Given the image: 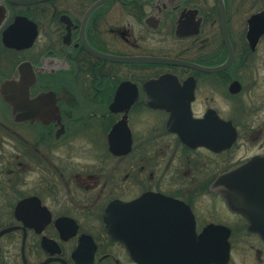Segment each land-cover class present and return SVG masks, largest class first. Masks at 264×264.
Here are the masks:
<instances>
[{
    "label": "flooded vegetation",
    "instance_id": "af4514ba",
    "mask_svg": "<svg viewBox=\"0 0 264 264\" xmlns=\"http://www.w3.org/2000/svg\"><path fill=\"white\" fill-rule=\"evenodd\" d=\"M222 5L223 25L218 0H0V89L26 76L34 100L14 117L0 93V264H264L211 188L264 157V0Z\"/></svg>",
    "mask_w": 264,
    "mask_h": 264
},
{
    "label": "water",
    "instance_id": "95a60500",
    "mask_svg": "<svg viewBox=\"0 0 264 264\" xmlns=\"http://www.w3.org/2000/svg\"><path fill=\"white\" fill-rule=\"evenodd\" d=\"M15 1V0H14ZM20 2H32L35 0H17ZM221 8V22L223 25V5L222 0H218ZM259 16H262L261 14ZM255 19V18H254ZM256 20V19H255ZM226 40V39H225ZM227 42V40H226ZM228 44V42H227ZM229 46V44H228ZM231 57V52L230 55ZM229 57V59H230ZM226 64L220 67H224ZM220 67H217L218 69ZM27 77L23 76L20 80L6 81L2 84L0 89L1 97L12 106L14 117L19 112V108L25 106V112H28V108L32 107L34 100L29 98L28 84H26ZM10 89L21 92L17 95H10L8 92V85ZM7 91V92H6ZM172 113L171 119L174 120ZM218 124L215 132L216 142L208 143L202 142L208 147L214 149H220L226 147L232 143L235 138V130L227 122H223L218 119ZM183 136V135H182ZM184 137V136H183ZM193 145V144H190ZM212 190L220 192L227 203V205L234 211H239L248 219V229L258 232L264 238V157H254L248 162L244 163L240 167L232 170L231 172L222 174L212 183ZM155 193L148 192V200ZM145 197L142 196L137 199V202L144 201ZM170 202V206L176 202L171 199H163ZM186 206V205H183ZM226 228L221 225H209L203 232V234H219L224 232L223 241L219 242L218 248H222L224 253L220 256L222 259H226L228 252V241L225 239ZM187 251L194 249L193 241H184ZM130 254L138 264H148V255L145 253H137L131 248ZM190 253H186L185 256H189ZM219 257V256H218Z\"/></svg>",
    "mask_w": 264,
    "mask_h": 264
},
{
    "label": "rangeland",
    "instance_id": "374dc122",
    "mask_svg": "<svg viewBox=\"0 0 264 264\" xmlns=\"http://www.w3.org/2000/svg\"><path fill=\"white\" fill-rule=\"evenodd\" d=\"M238 143H239V146H237V150L235 151V154L236 153L237 154L233 157V159H236L238 155L239 156H242V155L247 156V155L253 153L254 151H256V148L252 144L245 142L243 140V138L241 140H239ZM206 202H208L211 205H214L213 204L214 199L213 200L205 199V202L201 201V204L205 205ZM219 212H220V209H217L216 211H213L211 213L204 214V216L205 217L210 216L213 219L215 218V220L217 219V220L223 221L224 223H230V221L228 219L218 218V217H220V213ZM242 251H244V250L242 249Z\"/></svg>",
    "mask_w": 264,
    "mask_h": 264
}]
</instances>
